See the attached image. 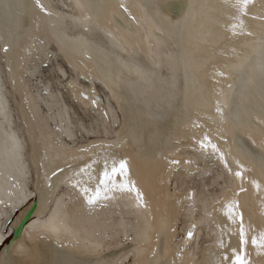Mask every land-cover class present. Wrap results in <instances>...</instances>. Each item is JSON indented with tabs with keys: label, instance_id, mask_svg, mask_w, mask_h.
I'll return each instance as SVG.
<instances>
[{
	"label": "bare ground",
	"instance_id": "obj_1",
	"mask_svg": "<svg viewBox=\"0 0 264 264\" xmlns=\"http://www.w3.org/2000/svg\"><path fill=\"white\" fill-rule=\"evenodd\" d=\"M125 259L264 264V0H0V264Z\"/></svg>",
	"mask_w": 264,
	"mask_h": 264
},
{
	"label": "rangeland",
	"instance_id": "obj_2",
	"mask_svg": "<svg viewBox=\"0 0 264 264\" xmlns=\"http://www.w3.org/2000/svg\"><path fill=\"white\" fill-rule=\"evenodd\" d=\"M61 70H63L65 75L63 74V72H61ZM53 71H55V72H53ZM57 73L60 74L61 76H59ZM69 75H70V71L68 70V67L66 66V64L59 57H56V58L52 59V61L50 63L44 62V63H41L39 65V68H38V71L36 74L37 78L35 77V80L37 81L39 86H43L45 84L52 83L53 82L52 77L56 78L59 76L64 81L66 79V77ZM64 98L69 103L71 102L68 100V98H66V96ZM70 109L72 112H74V119L78 123L77 124L78 130L75 131L74 137H76V139H78V138L81 139L80 132H81V135H83L85 128H88L90 125L89 121H88V116L83 115L72 102L70 103ZM190 154H192V151H190ZM185 168H187V169H185ZM181 170L183 171L184 175H182V173H179V172H178V174L176 173V175L173 174L174 176L172 175V177H170V179H169L170 181H168V183H167L168 188L178 190V191H181V190H187V191L198 190L199 191L200 190L201 194L205 196V195H212V194L214 195V194L218 193L219 190L221 189V186L225 185V180H224L223 176L217 170H215L214 167H209V168H207V170L204 171L202 178H201L202 180L198 181L200 184L198 182H196V179L191 176L194 173V171H193L194 170V163H192L189 167L181 168ZM174 172L175 171H173V173ZM189 204H190V208H191V217L193 219L192 221H195L196 223L199 222V223H197L198 226L194 222L196 225V228H197V230L195 232L196 235H194L195 236L194 243L196 245V249L198 250L203 239L207 235V233L205 232V228L202 227L204 225V223L206 225V222L203 219L205 216V211L201 210V204L198 200H196V201L190 200ZM21 210H22V208L17 210L16 213H14L12 215V217L6 222L5 228H8L10 226L13 218ZM179 217L176 220L177 223L175 222V227H176V231H175L176 236L174 235L175 238H179L181 235L180 226H181L182 215H180ZM14 231H15V229H11V231L9 232V235H7L8 237H6L2 246H4L5 243H8L10 241V239L12 238V236L14 234ZM119 242H121L122 244H127L129 242V240L120 238ZM124 261L121 264H127V259H125Z\"/></svg>",
	"mask_w": 264,
	"mask_h": 264
}]
</instances>
